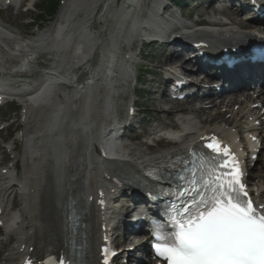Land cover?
<instances>
[{
  "label": "bare ground",
  "instance_id": "bare-ground-1",
  "mask_svg": "<svg viewBox=\"0 0 264 264\" xmlns=\"http://www.w3.org/2000/svg\"><path fill=\"white\" fill-rule=\"evenodd\" d=\"M0 1H10L5 9L13 13L20 0ZM32 1L37 0H28ZM117 1L64 0L53 30L44 31L25 44H16L7 35H23L19 27L13 26L20 33L3 26L4 21H0V26L7 32H0V48L2 44L13 49L18 47L15 51L19 53L6 62L0 59V89L10 96L14 83L34 80L40 85L25 99L20 122L22 134L7 149L14 154L19 144V160L13 159L9 165L0 168V221L7 241L14 240L5 253L0 252V264H24L26 260L44 264L45 256L50 252H55L60 260H66L75 241L83 246L79 264H101V249L121 208L117 199L122 193L129 192L128 184L138 183L143 174L152 175L154 171L172 173L183 156L214 136L226 141L239 159L243 160L242 149L247 147L249 153L244 162L258 155L254 168L248 171L247 184L253 187L248 196L257 208L264 205V175L257 176L258 180L253 183L251 181L256 177L254 171L264 169L262 162L257 167L264 150V111L254 109L251 103L235 93L236 90L221 100H212V106L205 105L204 98L183 103L154 95L151 104L154 103L157 110L154 112L155 125L142 132L145 139L127 147L115 144L111 134L118 131L115 122L120 115L118 101L123 98L122 89L133 58L139 56L138 50L143 55L144 46L139 39L135 41L134 54L123 55L124 42L135 36L144 37L148 32L169 29L168 34H171L176 29L195 25L197 21L180 26L155 25L156 13L152 7L150 26L145 27L142 21L134 22L127 34L130 13L127 0L119 6ZM241 1L245 4L248 0ZM212 3L204 11L208 16L204 19L206 24L193 32L199 43L217 52L234 49L255 37L258 30L244 23L236 10L226 12L223 6L212 7ZM220 14H225L227 19L215 17ZM7 22L12 27L11 21ZM162 46L169 47V53L159 68H154L167 77L179 79L187 59L176 54L178 47H172L170 43ZM43 49L48 52L41 53ZM36 54L40 56L39 60L51 54V65L44 70L36 69L41 68L38 59L32 62ZM20 55L23 58L18 61ZM24 60L30 64L28 67H22ZM17 68L27 75H2V69ZM241 74L231 75L230 82H239ZM255 77L259 81V77ZM155 82L154 85L160 83L155 80L151 84ZM251 93L255 94V90ZM254 101L264 103V98L258 97ZM131 105L138 111L136 101H131ZM217 120L220 122L216 123ZM133 123H139L138 130L142 129L140 121ZM133 123L132 119H126V125ZM245 133L247 135L240 137ZM161 137L172 138L167 141L168 149L153 147ZM20 169L21 176H15ZM69 205L81 217L82 227L77 234L67 227ZM4 242L1 239L0 246ZM128 243L127 237V250L120 256L121 259L127 257V264L138 262L128 249L132 245L139 246L137 251L149 252L148 247L136 239L131 241L132 245ZM143 264L153 262L149 259Z\"/></svg>",
  "mask_w": 264,
  "mask_h": 264
},
{
  "label": "snow or ice",
  "instance_id": "snow-or-ice-1",
  "mask_svg": "<svg viewBox=\"0 0 264 264\" xmlns=\"http://www.w3.org/2000/svg\"><path fill=\"white\" fill-rule=\"evenodd\" d=\"M231 159L202 162L190 182L193 200L154 225L155 255L165 264H264V205L254 206Z\"/></svg>",
  "mask_w": 264,
  "mask_h": 264
},
{
  "label": "rangeland",
  "instance_id": "rangeland-1",
  "mask_svg": "<svg viewBox=\"0 0 264 264\" xmlns=\"http://www.w3.org/2000/svg\"><path fill=\"white\" fill-rule=\"evenodd\" d=\"M57 1V2H56ZM36 2H39L38 3V5H40L39 6V9H40V7L42 8L43 7V9H45V10H47V6H49L50 4L51 5H53L52 3H58V0H38V1H36ZM63 2H64V0H63ZM63 5V4H62ZM15 11H17L18 12V10H15ZM14 11V12H15ZM30 10H28V8H26V9H24V10H21L20 11V13L21 14H26V12H29ZM60 11H61V9H60ZM13 14H16V13H13ZM59 14H60V12H59ZM7 15H9V17L10 18H7L3 23H8L7 21H11V25H12V27L13 26H16L17 28L19 27L21 30H23L24 29V27H22V26H19V24L20 25H27L28 23H30L32 20H35V19H40L41 17V14H40V12L39 11H37V10H34V11H30L27 15H25V16H22V17H18L17 19H11V18H14V15H12V13H7ZM17 15H18V13H17ZM58 17H59V15H58ZM57 17V18H58ZM236 17V16H235ZM195 18H197L196 16H194V18H192V19H195ZM207 18H208V16H207ZM206 18V19H207ZM40 20H44V18L42 17ZM57 20V19H56ZM50 21V20H49ZM56 22V21H55ZM55 22L53 23V25L51 26V28L50 29H48V30H46V31H50V30H53V28H54V25H55ZM97 27V26H96ZM29 32V31H28ZM29 33H31V34H34V30H31L30 29V32ZM145 54L146 55H148L149 56V59H146V60H144V64H148L147 66H146V68L145 69H148V68H151L152 66H153V69H151V72L153 73V72H155V68H154V66H157V68H159V66L158 65H160V63H161V61H163L164 60V58L165 57H160V52H156L154 49H153V47L151 48V50H146V52H145ZM40 65L42 66V64H46V65H48L47 66V68L51 65V63H52V61H51V59H49V57L48 56H43L41 59H40ZM39 67V66H38ZM44 69H46V68H43V69H41V70H44ZM29 75V74H28ZM144 79H148L147 77L146 78H144ZM156 80H158V79H156ZM155 81V80H154ZM154 81H151V82H154ZM151 82H149V87L151 88L152 86L154 87L155 85L154 84H156L157 82H155V83H152L151 84ZM139 89H147V87H146V84H144L143 86H140L139 87ZM151 93H152V95H151ZM141 95H145L144 94V92H141L140 93ZM154 95H155V92H153V91H149V100H148V102L150 103V105H148V106H146L145 108H144V110L146 111V112H148L149 110H150V112H152V113H154V112H157V110L154 108V103H152L151 104V101L152 100H154ZM148 96V95H147ZM141 97L140 96H133V98H128V104H129V102H130V100L131 99H134V100H139ZM122 99L123 98H120V100L118 101V104H119V110H118V113L121 115V116H125L126 115V108H125V106L122 104ZM188 105V104H187ZM151 106V107H150ZM142 110H143V108H142ZM149 116H152V115H149ZM0 117H2L3 118V121H4V123H0V145L3 147V150H2V147L0 148V159H2V158H7L8 160H6L5 161V163L6 164H9L10 163V161L12 160L11 159V157H10V155H8V153H6V154H4V151L8 148V147H10V145L14 142V140H16L17 139V137L20 135V133L22 134V132H21V125H20V122H21V118H20V116H17L16 117V114L14 113V112H12V111H7V110H2V112L0 113ZM1 118V119H2ZM151 121H152V118H149L148 119V122H147V124L145 125V127L147 128V129H149V123H151ZM153 125H155V124H153ZM227 125H229V124H227ZM7 126H9L10 128L8 129V131H5V130H2L3 128H6ZM144 139H145V137H144ZM143 139V140H144ZM143 140H141V141H143ZM139 141V140H138ZM141 141H139V142H141ZM16 151L18 152V155H19V153L21 152V146L19 147L18 145H17V147H16ZM2 154H4V155H2ZM15 157H16V159L18 160L19 158H18V156H17V154H15ZM260 158H261V160L260 161H258V165H257V167L259 168L260 167V165H261V162H262V165L264 164L263 163V161H264V150L261 152V155H260ZM260 163V164H259ZM254 174H256V177L254 176V179L257 181L258 180V178H257V176H259V175H264V169H258V170H256V171H254ZM254 179H252L251 181H252V183L254 182ZM1 237H3V238H5V234L3 233V234H1ZM129 238V237H128ZM130 239H132V240H130ZM136 238H134V237H130L129 238V243L127 244V245H132L131 244V241H134ZM137 241H139V239H136ZM12 244V241H9V243H6V245H4V247H2L3 248V250H4V252L5 251H7L6 249H4L5 247L7 248L8 246H10ZM12 246V245H11ZM2 248H1V250H2Z\"/></svg>",
  "mask_w": 264,
  "mask_h": 264
},
{
  "label": "trees",
  "instance_id": "trees-1",
  "mask_svg": "<svg viewBox=\"0 0 264 264\" xmlns=\"http://www.w3.org/2000/svg\"><path fill=\"white\" fill-rule=\"evenodd\" d=\"M47 10L49 11L48 15H54L57 11V3H53V5H51Z\"/></svg>",
  "mask_w": 264,
  "mask_h": 264
}]
</instances>
